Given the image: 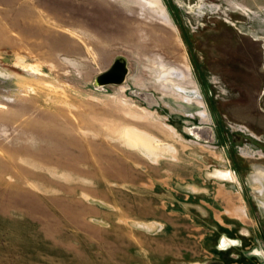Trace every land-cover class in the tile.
<instances>
[{"label": "rangeland", "instance_id": "1", "mask_svg": "<svg viewBox=\"0 0 264 264\" xmlns=\"http://www.w3.org/2000/svg\"><path fill=\"white\" fill-rule=\"evenodd\" d=\"M209 261L264 264V0H0V264Z\"/></svg>", "mask_w": 264, "mask_h": 264}, {"label": "water", "instance_id": "2", "mask_svg": "<svg viewBox=\"0 0 264 264\" xmlns=\"http://www.w3.org/2000/svg\"><path fill=\"white\" fill-rule=\"evenodd\" d=\"M128 73V66H127V60L123 56H117L111 66L98 74L95 77L96 84L99 86H105V85H119L125 82L126 76ZM194 132L202 133L203 127L194 126L192 128ZM222 244V242H219ZM207 264H225L223 261H209Z\"/></svg>", "mask_w": 264, "mask_h": 264}, {"label": "crops", "instance_id": "3", "mask_svg": "<svg viewBox=\"0 0 264 264\" xmlns=\"http://www.w3.org/2000/svg\"><path fill=\"white\" fill-rule=\"evenodd\" d=\"M187 117H190V115H187ZM182 122H184V123H187V121L186 120H182ZM191 124H193V123H191ZM191 126V125H190ZM194 126H192V127H190L191 129L193 128ZM198 127H200V126H198ZM187 128V127H186ZM207 128H210V129H208V131L207 130H205L204 128H203V130H205V135L206 136H211V130H212V128L210 127V126H207ZM222 184V186H223V188L226 186L225 184V182L223 181V182H221ZM220 190H222V189H220ZM215 220H217L216 218H215ZM217 226H218V228L220 229L221 227H219V226H222V227H224L223 226V223H221L219 220H217ZM214 228H215V226H214ZM211 235V234H210ZM228 234H226V233H221V237H220V240L219 241H221L223 238H227L228 236H227ZM224 236V237H223ZM225 236H227V237H225ZM227 239H231V237H228ZM233 240V239H232ZM222 245H225V244H223L222 243Z\"/></svg>", "mask_w": 264, "mask_h": 264}, {"label": "bare ground", "instance_id": "4", "mask_svg": "<svg viewBox=\"0 0 264 264\" xmlns=\"http://www.w3.org/2000/svg\"><path fill=\"white\" fill-rule=\"evenodd\" d=\"M159 148V147H158ZM149 155H151V154H149Z\"/></svg>", "mask_w": 264, "mask_h": 264}]
</instances>
